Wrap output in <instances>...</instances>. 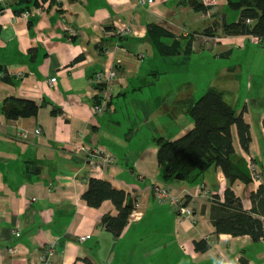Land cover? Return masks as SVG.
Wrapping results in <instances>:
<instances>
[{
  "label": "crops",
  "instance_id": "crops-1",
  "mask_svg": "<svg viewBox=\"0 0 264 264\" xmlns=\"http://www.w3.org/2000/svg\"><path fill=\"white\" fill-rule=\"evenodd\" d=\"M14 1L0 0V264H75L85 257L94 264H264V238L215 231L209 194L217 190L223 199L228 187L220 169L198 183L176 177L163 182L165 166L157 161L155 137L178 139L194 127L188 114L174 110L179 101L201 96L193 86L200 77L208 80L206 91L220 89L238 108L240 81L232 73L242 65L231 68L234 50L258 45L247 35L224 36L220 28L238 21L240 10L229 0H201L213 7L207 12L195 11L192 0H38L43 11L32 3L28 15H17L9 6ZM152 23L172 32L174 38L166 39L177 42L179 53L155 54L146 33ZM124 24L135 32L115 30ZM211 58L218 75L208 65ZM105 66L117 77L101 91L93 79ZM11 98L29 101L37 111L8 119L3 105ZM249 110L246 103L239 111L250 123L249 151L240 146L235 126L232 134L237 155L259 167L264 185V111L254 121ZM108 153L115 162L105 166ZM90 178L137 199L118 237L100 224L106 214H118L114 203L93 207L82 198ZM158 183L170 191L168 198L158 197ZM261 184L234 185L245 209L257 203L251 195ZM182 207L192 215L182 214ZM198 239L211 247L197 250Z\"/></svg>",
  "mask_w": 264,
  "mask_h": 264
},
{
  "label": "trees",
  "instance_id": "trees-1",
  "mask_svg": "<svg viewBox=\"0 0 264 264\" xmlns=\"http://www.w3.org/2000/svg\"><path fill=\"white\" fill-rule=\"evenodd\" d=\"M43 1L46 0L41 2ZM190 2L195 11L207 12L213 8L210 4L205 5L201 0ZM32 3L36 7L40 6L38 0H16L9 6L19 15L23 12H30L28 10ZM229 5L240 10V19L231 24L223 23L220 28L222 35H255L264 40V0H229ZM3 9L4 7L0 6V11ZM33 21L34 18H31L30 26ZM147 31L148 41L153 45L156 55L168 57L179 53L177 42L173 44L166 39L174 38L172 32L155 23L150 24ZM204 33L210 34L211 32L205 31ZM256 45L264 48L263 42L256 43ZM223 57L229 58L230 55ZM0 71H2L1 68ZM3 79L10 82L6 75ZM105 85L102 84L97 88L102 91ZM10 100L3 105L8 119L30 116L37 111V105L29 101L12 98ZM180 110L192 118L194 127L178 139H171L168 136L167 138L155 137L158 147L157 161L165 166L160 174L161 180L169 182L170 178L176 177L193 184L203 179L207 175L206 172L220 169L228 187L223 192V199L217 190L214 193L210 192L212 196L210 217L216 233L234 236L250 235L255 241L263 239L264 185H261L257 192H252V203H257L251 210L243 207L242 198L234 191L236 182H242L246 186L252 184L251 174L245 171V169L248 170V162L237 155L232 134L235 126L240 146L244 151H249L252 135H250V123L245 121L244 113L237 112L235 105L225 98V93L214 86L209 87L199 98H189L182 102ZM87 185L82 198L90 206L99 207L106 200L114 203L118 214H106L100 224L118 237L128 224L137 199H133L123 189L114 188L111 183L101 178H90ZM194 244L199 251H206L211 247L209 241L205 239L195 240ZM75 264L94 263L85 257L77 259Z\"/></svg>",
  "mask_w": 264,
  "mask_h": 264
},
{
  "label": "rangeland",
  "instance_id": "rangeland-1",
  "mask_svg": "<svg viewBox=\"0 0 264 264\" xmlns=\"http://www.w3.org/2000/svg\"><path fill=\"white\" fill-rule=\"evenodd\" d=\"M141 3H142V5H147L148 1L141 0ZM40 6H42V5H40ZM43 9H44V7H36V10H38V11H43ZM123 29H124V34H131L132 35L135 32L127 24L126 25L124 24ZM115 30H117V29H115ZM148 34L149 33H147V37H148ZM234 36H229V37H234ZM247 36H249L248 40H250L252 43L256 44L254 42V40H253L255 35H253V36L247 35ZM212 38H213L214 41L216 40L215 36H213ZM208 44L210 45V42ZM239 44H241V43H239ZM197 45H198V43H197ZM193 46H194V44H193ZM193 46L188 48L186 51H184V53L187 55V54H189V52L191 53L192 50L195 51L196 48L193 47ZM257 48L263 50V52H264V48L260 47L259 45L258 46H253V50L250 49V48L246 49V50H243V51L235 49L234 50V56H233V62L230 63L231 68H233V65H235V63H240L242 65V69L241 70L237 69V70H235V72L232 73L234 76L236 75L239 78L240 88H241L237 92L236 97H235V99L237 100L236 107H238L237 108L238 109L237 112H239L241 110V108H243L245 106L246 103H247V105L249 103V106H250V110L249 111H253L252 116L254 118V121L257 120V115L260 112V110L264 111V53L260 52L259 49L257 50ZM194 55L195 54H193L191 56H194ZM201 61H202V59L200 57H198V58L195 57L193 59V63L196 66V68L197 67L198 68H202V64L200 63ZM178 65L179 64H177L176 66H178ZM208 65L212 68V73L215 74V75H218L217 72H216V69L218 67L217 63L212 58L208 62ZM206 66H207V64H206ZM164 67L168 68V70H170V71L176 70V68H177V67H173L171 65H166ZM179 69H181L184 73H188L190 71V68L186 69L185 66H181V68H179ZM108 70L115 72V77L111 81L109 80V81L103 82L100 77L96 76L98 72L102 71L105 74ZM98 72H96L95 77L93 79V82L94 81L97 82V86L98 87L100 85L104 84V83L112 82L117 77V72H116V70H112V67H106L105 66L103 70H99ZM249 75L254 76V78L250 79V82L246 83V80L249 79ZM167 77H173V76L168 75ZM206 79L207 78H205V77H200V79L197 80V83H195V82L193 83L194 90L199 95L203 94L206 91L205 87L208 84V80H206ZM51 82H52V80H51ZM221 82H222V80H219L217 83L220 84ZM51 86H52V84H51ZM98 89H100V88H98ZM181 101H183V100H181ZM181 101H179V105L174 110V112H176V111L178 112L179 111L180 113H182V111L180 110V105L182 104ZM94 110L95 111H99L100 110L99 106L96 105V103L94 104ZM256 124H255V126H256ZM164 137H167V136L164 135ZM92 154L95 156V152L92 153ZM114 162H115V157L112 155L111 156V161L109 162V164H111V163L113 164ZM108 165H106V166H108ZM93 166H95V165H93ZM94 169H95V167L94 168L92 167V170H94ZM251 179H252V177H251ZM252 182H253V180H252ZM254 182H256V180ZM155 186H156V184L153 185V187H155ZM127 194L129 196H131L129 193H127ZM19 234H20L19 231H17L16 232V236L19 235ZM79 237L80 238L85 237L86 240L88 239L87 236H79ZM80 238H79V240L81 242H84ZM198 240H200V239H198ZM52 252L53 251L50 250L49 254H52Z\"/></svg>",
  "mask_w": 264,
  "mask_h": 264
},
{
  "label": "built area",
  "instance_id": "built-area-1",
  "mask_svg": "<svg viewBox=\"0 0 264 264\" xmlns=\"http://www.w3.org/2000/svg\"><path fill=\"white\" fill-rule=\"evenodd\" d=\"M117 32L118 33H123L124 32V29L117 28ZM253 40L257 44L259 42H263L264 43V40H261L258 37H254ZM96 76L100 77L103 82L109 81V80L111 81L115 77V72L108 70L104 74V72L100 71V72L97 73ZM54 81H55V79H52V82H54ZM111 156L112 155L110 153H108L105 156H103V158H102L103 165L106 166V165L109 164V162L111 161ZM248 169H249V171L251 173V177H252L253 182L255 180H256V182L262 181V179H261V173L259 171L260 169L258 168V166L252 160L248 163ZM155 187H156L155 188L156 189V193H157V195H158L159 198L164 199V198H168L171 195L170 191H168L167 189H165L166 188L165 186H163V185H161V184L158 183ZM180 209H181V213L182 214L184 213L185 215H188V216H191L192 215L191 209L185 208V207H182ZM80 239H82L83 241L86 240L85 237H82ZM49 255H52V254H49Z\"/></svg>",
  "mask_w": 264,
  "mask_h": 264
},
{
  "label": "flooded vegetation",
  "instance_id": "flooded-vegetation-1",
  "mask_svg": "<svg viewBox=\"0 0 264 264\" xmlns=\"http://www.w3.org/2000/svg\"><path fill=\"white\" fill-rule=\"evenodd\" d=\"M26 13H29V12H26ZM188 183V182H187ZM201 185H203V184H201ZM201 192H205L206 193V195L208 194V191L206 190V189H201ZM209 196H210V194H209ZM212 197V196H211Z\"/></svg>",
  "mask_w": 264,
  "mask_h": 264
},
{
  "label": "clouds",
  "instance_id": "clouds-1",
  "mask_svg": "<svg viewBox=\"0 0 264 264\" xmlns=\"http://www.w3.org/2000/svg\"><path fill=\"white\" fill-rule=\"evenodd\" d=\"M249 162H250V161H249ZM249 162H248V163H249ZM248 171H249V169H248ZM249 174H251L250 171H249ZM259 182H260V184L262 183L261 181H259ZM261 185H263V184H261Z\"/></svg>",
  "mask_w": 264,
  "mask_h": 264
}]
</instances>
